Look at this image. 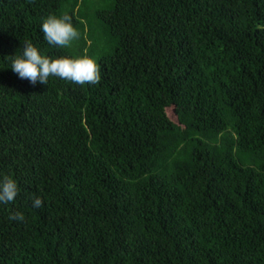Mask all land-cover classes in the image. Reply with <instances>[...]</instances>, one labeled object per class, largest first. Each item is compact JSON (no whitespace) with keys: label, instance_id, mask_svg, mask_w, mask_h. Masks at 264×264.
Listing matches in <instances>:
<instances>
[{"label":"trees","instance_id":"obj_1","mask_svg":"<svg viewBox=\"0 0 264 264\" xmlns=\"http://www.w3.org/2000/svg\"><path fill=\"white\" fill-rule=\"evenodd\" d=\"M25 43L102 78L21 79ZM4 175L0 264H264V0H0Z\"/></svg>","mask_w":264,"mask_h":264},{"label":"clouds","instance_id":"obj_2","mask_svg":"<svg viewBox=\"0 0 264 264\" xmlns=\"http://www.w3.org/2000/svg\"><path fill=\"white\" fill-rule=\"evenodd\" d=\"M44 40L59 48L71 47L80 33L73 26L70 16L50 14L41 23ZM11 69L21 79L30 83L47 84L49 77H58L78 85H95L100 82L101 69L96 59L89 56L48 57L31 43H25L23 51L11 58ZM19 193L17 181L8 175L0 176V204L14 202ZM43 201L38 196L32 200V207L40 208ZM10 220L24 221L22 212L9 215Z\"/></svg>","mask_w":264,"mask_h":264},{"label":"rangeland","instance_id":"obj_3","mask_svg":"<svg viewBox=\"0 0 264 264\" xmlns=\"http://www.w3.org/2000/svg\"><path fill=\"white\" fill-rule=\"evenodd\" d=\"M169 111H170V109H169Z\"/></svg>","mask_w":264,"mask_h":264}]
</instances>
